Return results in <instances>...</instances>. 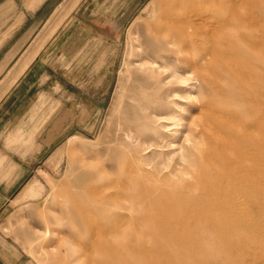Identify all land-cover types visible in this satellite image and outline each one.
<instances>
[{"label": "rangeland", "instance_id": "rangeland-1", "mask_svg": "<svg viewBox=\"0 0 264 264\" xmlns=\"http://www.w3.org/2000/svg\"><path fill=\"white\" fill-rule=\"evenodd\" d=\"M21 1L30 9L35 3ZM79 2L57 4L54 11H59L46 26L52 30L48 38L66 25ZM201 3L146 0L123 24L119 38L110 40L114 49L102 92L95 74L90 104L80 107L78 117L71 115V125L41 152L40 164L28 176L31 182L19 185L17 210L3 226L17 243L18 264H149L151 258V264H264V152L259 165L250 162L257 150L253 140L264 141V0H210V9L233 7L239 18L223 13L210 18L207 11L209 23L198 25L194 34L186 28L188 38L173 37L179 25L187 27V15ZM159 65L180 68L187 78L177 92L183 97L161 96L151 82ZM9 87L4 83L0 98ZM169 108L173 113L165 128L154 111L167 116L168 110L160 113ZM50 122L47 113L41 123ZM186 136L193 176L170 175L171 167H182L179 152L154 144L176 147ZM204 187L214 195L204 194ZM184 196L188 200L181 205ZM194 196L204 213H198ZM173 231L176 237L170 236Z\"/></svg>", "mask_w": 264, "mask_h": 264}, {"label": "crops", "instance_id": "crops-1", "mask_svg": "<svg viewBox=\"0 0 264 264\" xmlns=\"http://www.w3.org/2000/svg\"><path fill=\"white\" fill-rule=\"evenodd\" d=\"M62 1L43 0L30 9L23 1L0 0V90L19 77L0 98V264L19 262L17 243L3 232L17 210L19 185L31 182L41 152L71 125V115L78 117L93 88L102 92L114 49L110 40L119 38L146 0H80L66 25L48 38L49 17ZM47 113L51 122L45 126Z\"/></svg>", "mask_w": 264, "mask_h": 264}, {"label": "bare ground", "instance_id": "bare-ground-1", "mask_svg": "<svg viewBox=\"0 0 264 264\" xmlns=\"http://www.w3.org/2000/svg\"><path fill=\"white\" fill-rule=\"evenodd\" d=\"M34 1V0H33ZM43 0H35V3H34V5H33V7H32V9H36L40 4H41V2H42ZM210 0H203V3H201L198 7H197V9H195V10H192L191 12L192 13H190V14H188L187 15V17H186V19L187 20H185V22H186V24H187V27H185V26H180L179 25V27L177 28V30H176V32H175V34L173 35V37H177V38H179L180 40L181 39H183V38H188V31H187V29L186 28H191L192 29V32H193V34L195 33V30H197V26L198 25H205V24H207V23H209L210 22V18L211 17H216L217 15H218V13H220V14H225V15H227L228 17H230V18H239V13L237 12V9H235V8H230V9H227V10H224V9H222L221 7H218L217 9H210L209 7H207L206 6V4H207V2H209ZM248 5V4H247ZM223 6V5H222ZM59 10H56V11H54V13L51 15V17L49 18V20H48V23H50L51 22V20L57 15V12H58ZM207 11L209 12L208 14H210V18H206V19H204L205 17V14H207ZM249 11V10H248ZM250 15V14H249ZM210 19V20H209ZM214 19V18H213ZM173 20V19H172ZM200 21V22H199ZM47 24V23H46ZM211 24V23H210ZM171 25H169V27H170ZM45 27V26H44ZM171 28V27H170ZM167 31V30H166ZM169 32H171V30L169 31ZM168 32V33H169ZM199 34V33H198ZM174 39V38H173ZM168 41H170L169 39H167ZM184 41H186V40H184ZM171 43L173 42L172 40L170 41ZM175 42H177V40L175 41ZM180 42V41H179ZM178 42V43H179ZM200 42V41H199ZM169 43V42H168ZM170 43V44H171ZM174 43V42H173ZM172 43V44H173ZM188 43H189V41H188ZM170 44H168V45H170ZM177 44V43H176ZM181 44V43H180ZM192 45V44H191ZM194 46V45H193ZM192 46V47H193ZM201 44H199L198 46H197V50H200L201 48ZM180 48V47H179ZM185 49H187V47L185 48ZM184 49V50H185ZM179 50V49H178ZM181 50V49H180ZM180 50H179V52H180ZM183 51V50H182ZM186 51V50H185ZM185 51L183 52V53H185ZM175 52V51H174ZM181 53V52H180ZM179 53V54H180ZM170 54V53H169ZM177 54V53H176ZM182 54V53H181ZM173 55V54H172ZM165 57V56H164ZM168 57H170V56H167V58ZM180 57V56H179ZM167 58H166V60H167ZM164 59V58H163ZM229 59V58H228ZM176 60V59H175ZM205 60V59H204ZM226 60V59H225ZM178 61V60H177ZM162 62V61H161ZM156 63V62H155ZM154 63V64H155ZM182 63V62H181ZM193 64H195V63H193ZM152 65V64H151ZM157 65V64H156ZM155 65V66H156ZM196 65V64H195ZM198 65H200V64H198ZM197 65V66H198ZM180 66V65H179ZM185 66V65H184ZM183 67V66H182ZM181 67V68H182ZM187 67V65L185 66V68ZM185 70V69H184ZM156 71H157V76L156 77H154L152 80H151V82H153V83H157V85H158V89H159V92H161V96H164V97H166V98H169L170 96H173L174 97V99H177L176 97H175V95H179V97H183V95H180L179 93H177V92H179L180 90H182L183 89V87H184V85H186L187 83H186V80H187V78L185 77V76H183V74L182 73H180V68L178 67H175L174 65H170V66H164V65H159L157 68H156ZM243 77V76H242ZM245 77V76H244ZM247 77V76H246ZM243 79H245V78H243ZM258 80V79H257ZM261 81V80H260ZM186 83V84H185ZM257 84V83H256ZM258 85V84H257ZM173 93H174V95H173ZM264 94V93H263ZM167 110H168V113L167 114H169V115H167V116H164V115H162L161 117H158V110H156V111H154V116H155V118L158 120V122H161V123H163V125L165 126V128H168L169 126H168V124H166V123H168L169 121H170V119H171V115H172V113H173V110L172 109H161V113L160 114H165L166 112H167ZM151 115V114H150ZM220 115V114H219ZM219 115H216V116H218L219 117ZM152 116V115H151ZM231 116H233V115H231ZM153 117V116H152ZM223 116H221V118H222ZM224 117H227V116H225L224 115ZM230 117V116H229ZM207 124V123H206ZM200 125H204V124H197L196 126L197 127H199ZM195 126V127H196ZM230 126V125H229ZM244 129V128H243ZM193 130H195V129H193ZM246 130V129H245ZM248 130H249V128H248ZM251 130H252V128H251ZM257 130V129H256ZM197 131V130H196ZM195 131V132H196ZM263 131H264V129H263ZM215 132H217V131H215ZM220 132V131H219ZM223 132H221L219 135H221ZM230 133V132H229ZM256 133V132H255ZM255 133H252V134H255ZM196 134V133H195ZM216 134V133H215ZM224 134V133H223ZM222 134V135H223ZM232 135V134H231ZM257 135V134H256ZM202 136V135H201ZM224 136V135H223ZM218 137H220V138H222L221 136H218ZM230 137V136H229ZM196 138V137H195ZM262 138V137H261ZM178 139V138H177ZM201 139V138H200ZM217 139V138H216ZM235 139H238V138H236L235 137ZM179 140V139H178ZM259 140H260V137H259ZM258 139H254L253 140V148L254 147H257V150H255V149H253V152H252V154H253V156L251 157V160H250V162H251V164L253 165V166H256V165H259L260 164V159H261V155L263 154V143H264V141H263V139H262V141H263V143L261 142V141H259ZM188 141H189V137L188 136H186L185 138H184V140L182 141V143L180 144V145H176V147H173V145H172V143L171 142H166V145L165 144H158V143H155L154 145L155 146H160V147H167V149L166 150H172L171 152H174V151H178L179 152V155H180V160H181V165H182V167H180V169L179 168H176V167H171V169L169 170V174L170 175H176L177 177H186V176H188V177H192L193 175L190 173V171L192 172V170H190V171H188V169H190L191 167H192V165H190V163H189V165L191 166V167H189L188 168V154H187V152H188V146H187V143H188ZM202 141H203V139H202ZM197 142H198V140H197ZM203 142H205V141H203ZM219 142V141H218ZM202 143V142H201ZM206 144V143H205ZM195 145V148L197 147L196 146V144H194ZM198 145H199V142H198ZM200 145H202V144H200ZM190 146V145H189ZM228 146H230L229 144H228ZM231 146H233L232 144H231ZM230 148V147H229ZM196 150H197V148H196ZM197 151H199V152H202V151H200V150H197ZM245 151V150H244ZM252 151V150H251ZM241 152V151H240ZM243 153V152H242ZM229 154V153H228ZM243 155V154H242ZM244 155H246V154H244ZM229 156V155H228ZM238 156V155H237ZM250 156V155H249ZM209 157V156H208ZM208 157H206V158H208ZM205 158V159H206ZM241 158H243V160H245L244 159V156L243 157H241ZM239 160H240V157L238 158ZM250 159V158H249ZM208 160V159H207ZM207 160H205V161H207ZM238 160V161H239ZM215 161V160H214ZM240 161H242V160H240ZM177 163V162H176ZM245 163V162H244ZM178 164V163H177ZM208 164H210V162H208ZM207 164V165H208ZM262 164V163H261ZM194 165H195V163H194ZM246 165V164H245ZM196 166V165H195ZM215 166V165H214ZM263 166V165H262ZM193 168H195V167H193ZM210 168V167H209ZM152 169H153V167H152ZM196 170V169H195ZM194 170V171H195ZM226 170V169H225ZM232 170V169H231ZM234 171V170H233ZM249 171V170H248ZM255 171H257V172H259L258 170H255ZM255 171H252V172H255ZM257 174H260V173H257ZM169 175V176H170ZM213 175H215V173L213 174ZM232 175V174H231ZM255 175V174H254ZM264 175V174H263ZM240 176V175H239ZM256 176V175H255ZM224 177V176H223ZM233 178H234V176H232ZM217 178V177H216ZM242 178V177H241ZM247 178V177H246ZM235 179V178H234ZM237 179V178H236ZM241 180V179H240ZM239 180V181H240ZM234 181V180H233ZM247 181H248V179H247ZM237 182V181H236ZM240 182H242V181H240ZM244 182V181H243ZM252 182V181H251ZM262 182V181H261ZM206 183V182H205ZM238 183V182H237ZM236 183V184H237ZM258 183V182H257ZM235 184V183H234ZM235 184V185H236ZM191 186V185H190ZM195 186V185H194ZM215 186H218L217 184L215 185ZM232 186H234V185H232ZM244 186V185H243ZM252 186H253V184H252ZM251 186V187H252ZM236 187V186H235ZM234 187V188H235ZM249 187H250V185H249ZM249 187H247L248 189H249ZM255 187V186H254ZM195 188V187H194ZM193 188V189H194ZM220 188V187H219ZM223 188V187H222ZM256 188H257V186H256ZM237 189V188H236ZM255 189V188H254ZM261 189V188H260ZM260 189H257V192H258V196H259V194L261 193L260 191H262V190H260ZM179 190V189H178ZM177 190V191H178ZM187 190H189V189H187ZM232 191L231 192H234L233 191V189H231ZM253 190V189H252ZM252 190H249V191H251L252 192ZM259 190V191H258ZM176 191V192H177ZM194 191H195V189H194ZM193 191V192H194ZM220 191H222L223 192V190H220ZM188 192V191H187ZM196 192V191H195ZM195 192L193 193V194H195ZM253 192H255L254 190H253ZM260 192V193H259ZM203 193L204 194H207V195H214V192L212 191V189L210 188V187H204V189H203ZM227 193V192H226ZM229 193V192H228ZM263 193V192H262ZM262 193H261V195H262ZM217 194H219L218 192H217ZM220 194H221V192H220ZM186 195V194H185ZM227 195V194H226ZM110 196V195H109ZM216 196H218V195H216ZM263 196V195H262ZM227 197V196H226ZM229 197V196H228ZM228 197H227V199H228ZM261 197V196H260ZM259 197V198H260ZM230 198V197H229ZM130 200H131V198H129ZM128 199V200H129ZM187 200H188V197L187 196H184V197H182L181 198V205L183 204V203H185V202H187ZM215 200H217V204H218V200H220V199H218V197L215 199ZM261 200V199H260ZM192 201L195 203V205L197 206V208H198V213L199 214H202V213H204V208H203V206L204 205H202V203H201V200H200V198H199V196H194L193 198H192ZM228 201V200H227ZM220 203H221V201H219ZM228 202H230V201H228ZM236 202V201H235ZM239 202H241V201H239ZM261 202V201H260ZM212 203H214V201L212 202ZM215 203H216V201H215ZM214 203V204H215ZM225 201H224V205H225ZM242 203V202H241ZM229 204V203H228ZM247 204V203H246ZM152 205V204H151ZM219 205V204H218ZM243 205H245V203L243 204ZM207 206V205H206ZM211 206V205H210ZM212 206H215V205H213L212 204ZM217 206V205H216ZM215 206V207H216ZM222 206V205H221ZM229 206H230V204H229ZM131 207H133V206H131ZM170 207V206H169ZM189 207H192V206H189ZM219 207V206H218ZM223 207V206H222ZM231 207H233V205H231ZM230 207V208H231ZM243 207V206H242ZM247 207V206H246ZM128 209H129V207H127ZM133 210L132 211H134V208H132ZM217 209H219V208H217ZM223 209V208H222ZM226 209H228V208H225L224 210H226ZM235 209V208H234ZM106 210V209H105ZM130 210V209H129ZM171 210V209H170ZM221 210V209H220ZM219 210V211H220ZM108 211V210H107ZM218 211V210H217ZM218 211V212H219ZM109 212V211H108ZM168 212V211H167ZM194 212V211H193ZM213 212H214V210H213ZM216 212V211H215ZM231 211H229V213H230ZM172 213L174 214V211H172ZM210 213V212H209ZM220 213H222V212H220ZM232 213V212H231ZM105 214H106V212H105ZM109 214V213H108ZM115 214H118V213H115ZM210 214H212V213H210ZM223 214L225 215V213L223 212ZM222 214V215H223ZM233 214V213H232ZM161 215V217H162V214H160ZM159 215V216H160ZM176 215V214H175ZM216 215V214H215ZM226 215H228L227 213H226ZM231 215V214H230ZM103 216V215H102ZM106 216V215H105ZM108 216V215H107ZM180 216V215H179ZM196 216V215H195ZM203 217V220H205L204 218V214L202 215ZM219 216H221L220 214H219ZM252 216V215H251ZM136 217V216H135ZM189 217V216H188ZM210 217V216H209ZM209 217H207V218H209ZM216 217V216H215ZM228 217L229 218H231V216H229L228 215ZM144 218V217H143ZM182 218H183V216H182ZM185 218V217H184ZM221 218V217H220ZM226 218V217H225ZM228 218V219H229ZM122 219V218H121ZM209 219H211V218H209ZM227 218L226 219H224V221H226V223H227V220H228ZM107 220V219H106ZM119 220V219H118ZM183 220H186L187 221V219H183ZM202 220V221H203ZM217 220H218V218H217ZM231 220V219H230ZM230 220H228V221H230ZM237 220V219H236ZM261 220V219H260ZM81 221V220H80ZM144 221H146L147 222V220L146 219H144ZM158 221V223L159 224H164V223H167L166 221H164V219L162 220V219H159V220H157ZM186 221H183L184 223L183 224H186L185 222ZM212 220H207V221H205L206 223H210ZM239 220H237L236 221V223L238 222ZM145 222V223H146ZM170 222V221H169ZM231 222V221H230ZM114 223H117V222H115L114 221ZM145 223H143L144 225H145ZM148 223V222H147ZM146 223V224H147ZM177 223V222H176ZM222 223V222H221ZM239 223V222H238ZM238 223H237V225H238ZM243 223V222H242ZM241 223V224H242ZM83 224V223H82ZM119 224H121V223H119ZM171 224V223H170ZM179 224V223H178ZM187 224H189L188 226H191L190 225V223H187ZM186 224V225H187ZM212 224H213V222H212ZM211 223H210V227H212L213 225H212ZM220 224V223H219ZM235 224V223H234ZM122 225V224H121ZM180 225V224H179ZM240 225V224H239ZM145 226H147V225H145ZM162 226V225H161ZM164 226L166 227V225L164 224ZM241 226V225H240ZM114 227H116V226H114ZM163 227V226H162ZM170 227V226H169ZM168 227V228H169ZM182 227V226H181ZM242 227V226H241ZM240 227V228H241ZM84 228V227H83ZM183 228V227H182ZM149 230H150V227L148 228ZM163 229V228H162ZM166 229V228H165ZM178 229H180V228H177V233H179L178 232ZM170 230V229H169ZM171 230H173V229H171ZM170 230V231H171ZM176 231V230H175ZM165 232H166V230H165ZM86 233H87V231H86ZM168 233H170V232H168ZM172 233H174V231L173 232H171V235L170 236H172ZM208 233V232H207ZM224 233V232H223ZM175 234V233H174ZM87 235V234H86ZM167 235V234H166ZM179 235H180V233H179ZM179 235H178V237H179ZM189 235V234H188ZM175 237H176V234L174 235ZM192 235L190 234L188 237H191ZM167 237H168V235H167ZM181 237H183L182 235H181ZM180 237V238H181ZM185 237V236H184ZM192 238V237H191ZM169 239H172V238H169ZM183 239V238H182ZM187 239V238H186ZM185 240V239H184ZM193 240V239H192ZM181 241H183V240H181ZM185 241H187V240H185ZM190 240H189V238H188V242H189ZM194 241V240H193ZM174 242H176V241H174ZM133 243V242H132ZM185 242H183V244H184ZM178 244V243H177ZM190 244V243H189ZM188 244V245H189ZM136 245H138V244H136ZM185 245H186V243H185ZM187 245V246H188ZM190 246V245H189ZM132 248V247H131ZM150 248V247H149ZM133 249H131V251H132ZM136 251V250H135ZM135 251H133L135 254H136V252ZM153 251V250H152ZM169 251V250H168ZM147 253L148 251H144V253ZM149 252H150V250H149ZM167 252V251H166ZM121 254V253H120ZM150 254H153V253H150ZM159 254H161V253H159ZM136 255H139V253H137ZM147 255H148V253H147ZM164 255V254H163ZM117 256H119V253L117 252V251H114L113 252V254H112V257H117ZM154 256V255H153ZM146 257V256H145ZM148 257V256H147ZM149 258V257H148ZM146 259V258H145ZM152 260V258L151 259H149V264H151V261ZM153 260H155V259H153ZM157 263V262H156ZM155 264V263H154Z\"/></svg>", "mask_w": 264, "mask_h": 264}]
</instances>
